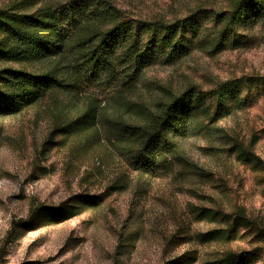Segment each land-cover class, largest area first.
Wrapping results in <instances>:
<instances>
[{
	"label": "rangeland",
	"instance_id": "obj_1",
	"mask_svg": "<svg viewBox=\"0 0 264 264\" xmlns=\"http://www.w3.org/2000/svg\"><path fill=\"white\" fill-rule=\"evenodd\" d=\"M69 0H0V9L29 13ZM128 18L168 21L198 11L226 10L231 0H111ZM34 2L35 7L28 4ZM242 47L212 55L193 50L181 61L147 69L130 97L152 105L191 86L204 91L220 82L264 77V27L248 33ZM53 62L3 64L46 72ZM94 95L95 92H91ZM105 110L97 127L73 122L87 100L48 95L10 117H0V264H206L227 251L264 243L245 233L235 242L202 244L198 235L225 224L201 218L200 209L233 213L244 208L264 228V171L240 163L228 151L230 138L253 142L264 161V87L251 106L217 122L212 132L180 138L175 161L148 173L135 170L107 122L128 114L101 95ZM110 100H112L110 98ZM134 116V114H132ZM14 227L18 220H29ZM56 212L69 217L56 221ZM244 233V231H243ZM195 261L191 263V260Z\"/></svg>",
	"mask_w": 264,
	"mask_h": 264
},
{
	"label": "trees",
	"instance_id": "obj_2",
	"mask_svg": "<svg viewBox=\"0 0 264 264\" xmlns=\"http://www.w3.org/2000/svg\"><path fill=\"white\" fill-rule=\"evenodd\" d=\"M259 25L264 27V0H231L226 10L202 8L174 21L131 19L111 0H69L29 13L0 9V63L54 64L46 72L0 69V117L18 115L48 95L61 93L87 100L83 115L72 124L90 129L102 119L105 106L100 97L104 95L109 105L112 102L131 117L127 120L122 115L107 125L135 170L148 173L161 165L169 169L175 161H186L178 153L177 140L212 132L221 119L251 106L254 93L264 87V77L224 81L208 91L191 86L152 105L130 95L152 66L175 64L195 49L212 55L238 49ZM253 144L230 138L228 151L240 163L264 171V161L253 151ZM200 213L203 219L225 224L200 233L202 244L232 243L245 233H254V241L264 243V228L248 218L244 208L233 213L202 208ZM37 214L32 211L29 220H18L14 227L29 224ZM56 215L57 222L69 218L62 212ZM262 251L261 246L227 251L206 264H258Z\"/></svg>",
	"mask_w": 264,
	"mask_h": 264
}]
</instances>
